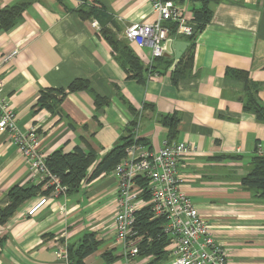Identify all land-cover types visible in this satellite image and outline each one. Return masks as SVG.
<instances>
[{"label": "crops", "instance_id": "1", "mask_svg": "<svg viewBox=\"0 0 264 264\" xmlns=\"http://www.w3.org/2000/svg\"><path fill=\"white\" fill-rule=\"evenodd\" d=\"M18 1L0 0V10ZM173 1L190 26L201 0ZM29 2L21 21L0 31L1 95L14 112L18 129L35 128L46 158L79 148L97 159L77 191L51 197L50 189L29 173L10 135L0 136V209L12 187L41 185L8 222L0 224V264H58L60 244L76 245L90 233L99 245L83 264H168L165 251L157 261L152 256L124 255L112 231L117 184L113 170L89 178L99 160L128 135L150 152L165 141L187 144L191 152L177 166L181 187L214 241L228 252L232 264H264V203L240 185L256 145L264 141V123L243 110L239 98L244 96V83L225 75L227 69L247 73L258 85V101L264 107V0L212 4L211 21L195 39L191 70L176 84L171 72L178 60L171 45L172 66L138 82L116 63L98 35V22L78 17L80 0ZM87 4L103 8L119 39L129 26L156 20L149 0H88ZM185 38L176 30L164 46L186 42ZM128 44L144 65L153 62L148 47ZM14 50L16 56L3 62ZM76 80L87 82L90 91L68 92ZM49 89L65 93L57 105L59 114L55 108L36 105L40 93ZM92 94L107 104L96 108ZM39 198H45L46 205L33 217L26 216Z\"/></svg>", "mask_w": 264, "mask_h": 264}, {"label": "built area", "instance_id": "2", "mask_svg": "<svg viewBox=\"0 0 264 264\" xmlns=\"http://www.w3.org/2000/svg\"><path fill=\"white\" fill-rule=\"evenodd\" d=\"M149 4L156 20L151 24L129 26L123 33V39L138 48L148 47L151 60H154L165 52L164 44L170 35L165 23H175L178 34L185 37L190 36L192 30L173 0H149ZM92 26L96 27V23L92 22ZM16 54L14 50L2 61L6 62ZM1 93L0 84V136L10 135L29 173L50 189L51 197L65 194L67 188L46 165V156L39 149L35 128L31 127L26 132L17 128L14 112ZM190 152L187 144L169 141H165L160 149L150 152L135 136L131 137L124 157L112 171L117 181L112 231L128 259L138 256L141 241L134 226L135 215L148 206L154 218L165 220L162 233L168 239L164 247L168 264H232L228 252L214 241L208 225L181 187L182 179L178 176L177 166ZM254 154L264 156V141L256 145ZM145 195L149 197L148 200L144 199ZM46 202L45 198L35 200L28 207L26 216L33 217ZM56 255L58 264H71L66 243L56 248Z\"/></svg>", "mask_w": 264, "mask_h": 264}, {"label": "trees", "instance_id": "3", "mask_svg": "<svg viewBox=\"0 0 264 264\" xmlns=\"http://www.w3.org/2000/svg\"><path fill=\"white\" fill-rule=\"evenodd\" d=\"M63 3V0H57ZM83 4L76 10L81 20H96L100 25L98 35L109 45L114 60L118 66L127 74L128 78L145 81V76L157 73L159 70L169 69L173 61L170 57L155 58L153 62L146 66L131 50L128 42L123 38H118L113 19L105 14L103 8H96L88 5V0H80ZM220 0H201L200 7L193 10V17L190 23L192 33L186 37L189 48L179 58L171 72L172 81L177 83L182 75H186L191 70L193 47L197 35L210 23L212 12L210 6ZM30 5L29 0H21L17 3L0 10V31H8L21 21V14ZM169 29L170 36L176 33L175 23H165ZM114 28V29H113ZM162 68V69H161ZM227 78L240 80L244 83V96L239 98L245 112L255 116L256 120L264 123V107L260 105L257 97L259 87L247 76V73L235 69L225 71ZM90 91L87 82L76 80L68 87V92ZM65 93L62 89H49L40 93L37 101L39 108H46L59 114L57 105L62 101ZM96 108L107 104L96 94H92ZM174 125L170 128V135H173ZM131 142V135L120 140V144L114 146L99 160L89 178L99 176L103 172H109L120 162L125 155V148ZM93 153L85 154L79 148H75L72 153L62 154L60 151L52 153L46 158V165L49 171L56 175L67 192L77 191L80 183L87 179L88 169L96 161ZM41 184V183H40ZM243 189L251 191L256 199L264 203V156L254 155L249 164L248 173L240 179ZM41 185L19 187L14 186L8 192V202L4 208L0 209V224H5L14 215L16 210L28 199L35 196L40 190ZM145 195L144 199L148 200ZM165 220L154 218L149 207L146 206L135 215V229L141 241L138 245V256H152L155 260L164 257V247L168 243L167 237L162 233ZM99 242L95 235L90 233L82 237L78 244L68 247V257L71 264H83V259L92 254L98 247Z\"/></svg>", "mask_w": 264, "mask_h": 264}, {"label": "water", "instance_id": "4", "mask_svg": "<svg viewBox=\"0 0 264 264\" xmlns=\"http://www.w3.org/2000/svg\"><path fill=\"white\" fill-rule=\"evenodd\" d=\"M172 50L174 52V56H175V60H179V58L181 57L182 53L184 52V50L189 46V44L187 42L184 41H174L170 44V42H168L166 44L165 47V52L163 54L164 57H168L171 54V47Z\"/></svg>", "mask_w": 264, "mask_h": 264}]
</instances>
